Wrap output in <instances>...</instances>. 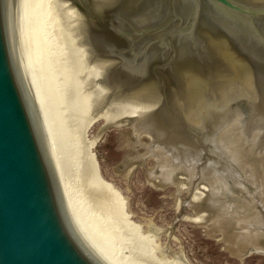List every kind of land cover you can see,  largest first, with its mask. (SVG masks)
<instances>
[{
    "label": "water",
    "instance_id": "95a60500",
    "mask_svg": "<svg viewBox=\"0 0 264 264\" xmlns=\"http://www.w3.org/2000/svg\"><path fill=\"white\" fill-rule=\"evenodd\" d=\"M39 4L0 0V264H120L114 227L62 188L48 148ZM56 11L64 39L81 41V166L94 118L121 107L122 165L167 181L173 224L204 225L237 259L263 255L264 0H58Z\"/></svg>",
    "mask_w": 264,
    "mask_h": 264
},
{
    "label": "bare ground",
    "instance_id": "6f19581e",
    "mask_svg": "<svg viewBox=\"0 0 264 264\" xmlns=\"http://www.w3.org/2000/svg\"><path fill=\"white\" fill-rule=\"evenodd\" d=\"M56 8H58V0H40L39 62L45 82L43 131L61 186L84 207L91 217L114 227L110 237V248L120 264H173L168 261H158L154 257L155 255L148 249V240H145L126 220L121 206L114 198L115 195L112 194L114 197L109 196L110 199L107 196L109 200H106V194L111 193L110 190L105 192L109 185L99 175L92 153L97 139L100 137L101 129L99 134L97 133L98 135L90 139L87 137L91 164L85 166L80 164L71 125V92L78 71V67L73 68V66L80 51V42L78 41L79 44H76V40L64 39ZM87 52L88 50H85L80 55V59H85L88 56ZM77 65H81V61H77ZM113 119H115L114 121L123 119L121 107L108 110L101 117L94 118L93 125L99 121H108L107 124L109 122L112 124L109 120L113 121ZM81 181L84 183L82 184ZM76 184L82 185L81 189H78ZM92 184H97L95 186L104 189V192H101L102 188L99 191L102 194L97 193L99 196L100 194L104 196V193V199H102L103 197L100 199L101 196L99 197L97 194L96 197L93 193L95 191L92 194L94 199L95 197L100 199L98 202L102 203V200H106L105 203L99 205L96 203L97 199L96 202L90 200L92 196L89 198L91 193L88 195L87 187L90 189ZM158 232L160 233V231Z\"/></svg>",
    "mask_w": 264,
    "mask_h": 264
},
{
    "label": "rangeland",
    "instance_id": "374dc122",
    "mask_svg": "<svg viewBox=\"0 0 264 264\" xmlns=\"http://www.w3.org/2000/svg\"><path fill=\"white\" fill-rule=\"evenodd\" d=\"M79 42L81 46V41ZM87 53L89 55L90 50ZM114 120H109L112 124L110 122L107 124L108 121H99L87 132L90 139L98 135L100 129L102 130L92 153L99 175L109 185L105 192L107 190L111 192L103 195L106 200H109L112 194L115 195L112 197L116 198V202L121 206L126 220L145 240H148V249L158 261L173 264H264V254L251 256L249 259H237L226 249L221 235L209 231L204 225L185 218L182 219L180 226L173 224V218L177 214V201L167 181L155 180L138 165H122L123 140L132 127L118 124L124 122V119ZM95 185L97 184L89 185L90 189L87 187L92 202L97 199V195L99 196L97 193L104 192L102 187ZM76 186L81 189L82 185ZM92 192L94 195L97 194L95 199ZM101 194L100 199L102 197L104 199ZM100 199L95 202L99 205L105 203L106 200L98 202Z\"/></svg>",
    "mask_w": 264,
    "mask_h": 264
}]
</instances>
